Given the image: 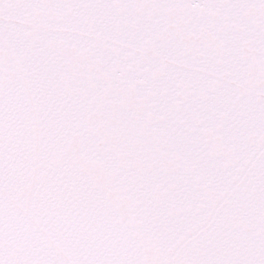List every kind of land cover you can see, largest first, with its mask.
I'll return each mask as SVG.
<instances>
[{
    "label": "snow or ice",
    "instance_id": "obj_1",
    "mask_svg": "<svg viewBox=\"0 0 264 264\" xmlns=\"http://www.w3.org/2000/svg\"><path fill=\"white\" fill-rule=\"evenodd\" d=\"M0 264H264V0H0Z\"/></svg>",
    "mask_w": 264,
    "mask_h": 264
}]
</instances>
